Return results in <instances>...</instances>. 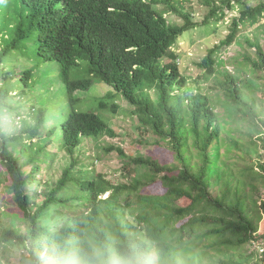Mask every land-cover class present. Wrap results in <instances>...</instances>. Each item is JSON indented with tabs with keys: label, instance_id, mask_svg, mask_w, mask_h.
<instances>
[{
	"label": "trees",
	"instance_id": "1",
	"mask_svg": "<svg viewBox=\"0 0 264 264\" xmlns=\"http://www.w3.org/2000/svg\"><path fill=\"white\" fill-rule=\"evenodd\" d=\"M252 1L223 0L239 15L199 64L219 88L215 102L186 91L175 47L199 23L179 0H0V72L6 60L33 57L56 64L63 83L54 101L36 96L34 123L23 119L19 132L5 129L9 121L0 112V162L14 205L9 222L0 218V247L25 248L28 264H65L90 250L132 253L151 264H264V107L255 95L264 96V49L240 39L241 27L264 17V0ZM159 3L162 9L154 8ZM206 3L205 24L226 15L217 1ZM170 12L185 23L169 22ZM233 43L244 48L234 73L222 58ZM38 75L24 70L25 85L36 86ZM95 81L127 99L148 137L141 142L155 139L172 162L111 146L123 157L125 182L84 162L86 139L115 135L107 117L76 94ZM9 93L0 87L1 105L11 109ZM109 99L98 107L107 108ZM56 114L60 122L47 125ZM61 155L69 159L58 177L50 176Z\"/></svg>",
	"mask_w": 264,
	"mask_h": 264
},
{
	"label": "rangeland",
	"instance_id": "2",
	"mask_svg": "<svg viewBox=\"0 0 264 264\" xmlns=\"http://www.w3.org/2000/svg\"><path fill=\"white\" fill-rule=\"evenodd\" d=\"M218 5L226 7V15L223 18L215 19L210 18V22L205 24L207 15L210 11V6L206 0H179V5L184 11L193 13V21L199 25L190 30L186 35L179 39L175 50L180 54L179 65L183 75L188 79L186 83V91L196 93L201 91L209 94L216 102L219 94V88L216 86L213 78H206L200 67L201 61L208 54V51L214 45L220 43L231 29V22L235 15H239L238 6L229 9L223 0H215ZM260 0H253L252 3L256 4ZM213 4V2H212ZM162 4H155L154 8L162 9ZM166 18L171 23L184 24L185 20L173 12L167 13ZM240 39L245 44V38L249 37L260 42L264 49V17L254 25H246L241 27ZM254 41V40H252ZM246 45V44H245ZM244 49V48H243ZM242 47L240 44L233 43L222 54V58L227 61V69L234 73L237 61L243 59ZM254 49V48H252ZM169 60V59H168ZM39 63L43 65L39 67ZM33 68L39 71L37 76L36 86L33 83L27 87L23 80L24 70ZM6 71H11L9 78L6 77ZM257 79V78H255ZM261 82V78H258ZM8 86L10 93L8 100L11 104V109L0 103V112L4 120L9 121L5 125V129L12 133L19 132L24 122L23 119L27 118L28 121L34 123L33 113L35 108L40 106L39 101H36V96H46L50 101L59 98L63 92V83L59 77V67L53 63H46L43 61H36L32 57L17 58L13 61H5L3 70L0 72V87ZM18 94V95H16ZM76 94L83 98L85 108H94L96 111L101 112L107 117L108 121L112 124L115 135L105 134L99 141L95 139H86L84 141L86 154L88 157L84 159L85 163H94L96 168L104 172L108 177L117 179L119 181H129L128 176L122 170L123 157L119 156L117 150L109 151L111 146L122 147L127 154L140 155V154H153L158 156L162 162H172L173 155L169 153L167 147L163 149L155 146L153 143L155 139H150L151 143H142L141 139L148 138L146 135L140 134L138 129L139 120L133 117L131 112L132 105L123 96L116 94L114 88L104 82L95 81L89 91H77ZM257 101L260 107H264V96L258 91L256 94ZM108 96V107L100 109L98 102ZM156 97V93L153 92ZM217 104V103H216ZM35 105V106H34ZM114 105H118L115 106ZM116 109V110H114ZM217 110L224 112L223 107L217 104ZM60 122L58 115H53L47 121V125L57 124ZM64 152H62L63 154ZM256 155V154H255ZM67 159L62 155L56 159L53 169L50 170V176L58 177L61 173L62 164L67 162ZM0 218L9 222L8 210H14V205L7 199L5 194V179L6 172L0 162ZM42 170L41 178L46 179L47 175ZM54 173V174H53ZM4 181V182H3ZM42 188L44 186H41ZM11 218V216H10ZM15 219V217H13ZM17 226L25 231L26 225L23 221H18ZM259 233H264V218L260 223ZM250 248H253L251 246ZM29 252L21 246H10L9 249L0 247V264H28L24 263L23 255H28ZM53 263V261H51Z\"/></svg>",
	"mask_w": 264,
	"mask_h": 264
},
{
	"label": "clouds",
	"instance_id": "3",
	"mask_svg": "<svg viewBox=\"0 0 264 264\" xmlns=\"http://www.w3.org/2000/svg\"><path fill=\"white\" fill-rule=\"evenodd\" d=\"M29 1L36 4L40 2L52 3L55 2L56 0H29ZM42 65H43L42 63H39V67H41ZM65 264H151V262L139 258L138 256L132 253H118V254L110 255L109 253L102 250H90L87 252L78 253L74 259L67 260Z\"/></svg>",
	"mask_w": 264,
	"mask_h": 264
}]
</instances>
